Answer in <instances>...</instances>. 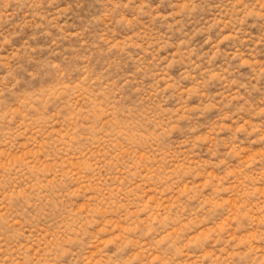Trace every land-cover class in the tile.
<instances>
[{
	"label": "rangeland",
	"instance_id": "rangeland-1",
	"mask_svg": "<svg viewBox=\"0 0 264 264\" xmlns=\"http://www.w3.org/2000/svg\"><path fill=\"white\" fill-rule=\"evenodd\" d=\"M0 264H264V0H0Z\"/></svg>",
	"mask_w": 264,
	"mask_h": 264
}]
</instances>
